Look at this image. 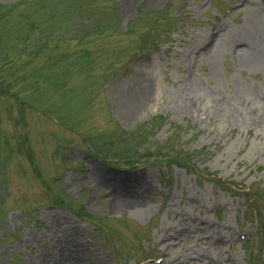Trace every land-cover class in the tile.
Masks as SVG:
<instances>
[{
    "label": "rangeland",
    "instance_id": "rangeland-1",
    "mask_svg": "<svg viewBox=\"0 0 264 264\" xmlns=\"http://www.w3.org/2000/svg\"><path fill=\"white\" fill-rule=\"evenodd\" d=\"M237 39L264 48V0H0V264H173L183 230L168 251L212 259L177 264H264V61Z\"/></svg>",
    "mask_w": 264,
    "mask_h": 264
},
{
    "label": "bare ground",
    "instance_id": "bare-ground-1",
    "mask_svg": "<svg viewBox=\"0 0 264 264\" xmlns=\"http://www.w3.org/2000/svg\"><path fill=\"white\" fill-rule=\"evenodd\" d=\"M251 10H253V9L251 8ZM255 15H256V13H255ZM225 34H223L220 38H222L223 36H225ZM238 40L239 39H237L236 43L237 42H241L242 43L240 45V47H234V48L232 47L231 48L232 50L230 49V51H232L233 54L237 55L238 56V59L241 62H242L241 56L242 55H245V54L248 55V59L247 60L250 61L251 63H256V62L264 61V53H263L264 52V48L261 47V46H259V43L257 45L256 42L253 43L249 39L247 41L246 40H244V41H238ZM260 40H262V39L260 38L259 41ZM250 55H251V57H250ZM192 90H193V88L190 89V93L188 94V97L186 96L188 100L189 99L192 100L193 97H194L193 92H191ZM150 199H151V195L147 192L145 194H143V193L142 194L136 193L134 196L127 195V196L122 197L120 200H122L123 201V204H125L128 208L132 207L133 210L140 211L141 212V210H142L141 208L145 205V203L149 202ZM203 228L205 229L204 231H207V234L209 235V241L206 242L205 240H202L201 241L199 239V241H197V243L195 242L198 247H202L203 244H207V243L215 244L217 242L216 239L223 238L224 237L222 235V233H220V231H218V230H217V234H219V235L217 237H215V233L216 232H215V230L213 228H211L209 226L208 223L207 224H203L202 226H198L196 228V231H197V229H199V231H201L200 229L203 230ZM183 231L176 232V233H172V234H170V233L169 234H163L161 236L160 240H158L157 243H158V248H160V250H161L160 255L162 257V260H165L167 263L177 264L179 261L180 262H186L191 257H197V259H204L205 257H209V258L212 259V255L211 256L208 255V254H211L210 252H208L207 254H204L203 256H199V255L198 256H191L190 255V252H195L196 251L194 249V246H192V244H190V245L188 244V247L186 249L188 251L182 253L181 255H178V256L175 255V256H173L172 253L168 251L169 248H170L169 246L172 245V244H174V242H176L175 240H178L179 239V235ZM162 238L165 239V240L162 241L161 240ZM188 241L189 242H191V241L193 242V240H191V241L188 240ZM217 248H219V250H220L221 246L218 244V247ZM222 253H223V250H222ZM231 263L232 264H239V263H236L234 260H231Z\"/></svg>",
    "mask_w": 264,
    "mask_h": 264
}]
</instances>
